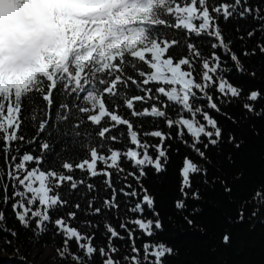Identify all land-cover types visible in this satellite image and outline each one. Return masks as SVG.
<instances>
[{
    "label": "trees",
    "instance_id": "16d2710c",
    "mask_svg": "<svg viewBox=\"0 0 264 264\" xmlns=\"http://www.w3.org/2000/svg\"><path fill=\"white\" fill-rule=\"evenodd\" d=\"M74 2L0 52V264H264V0Z\"/></svg>",
    "mask_w": 264,
    "mask_h": 264
},
{
    "label": "rangeland",
    "instance_id": "374dc122",
    "mask_svg": "<svg viewBox=\"0 0 264 264\" xmlns=\"http://www.w3.org/2000/svg\"><path fill=\"white\" fill-rule=\"evenodd\" d=\"M60 3L68 4L71 0H35L29 7L20 4L15 7L4 5L0 11V49L6 53H15L21 43L31 46L34 32L50 21L49 5L58 8ZM51 253L50 249H45L40 256L45 258Z\"/></svg>",
    "mask_w": 264,
    "mask_h": 264
},
{
    "label": "bare ground",
    "instance_id": "6f19581e",
    "mask_svg": "<svg viewBox=\"0 0 264 264\" xmlns=\"http://www.w3.org/2000/svg\"><path fill=\"white\" fill-rule=\"evenodd\" d=\"M31 3H35V0H0V11L3 9L4 5H10L11 7H15L16 5H22L29 7Z\"/></svg>",
    "mask_w": 264,
    "mask_h": 264
}]
</instances>
